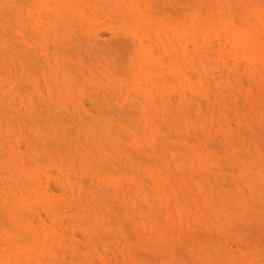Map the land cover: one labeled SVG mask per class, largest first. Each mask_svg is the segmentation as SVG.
<instances>
[{"label": "rangeland", "instance_id": "1", "mask_svg": "<svg viewBox=\"0 0 264 264\" xmlns=\"http://www.w3.org/2000/svg\"><path fill=\"white\" fill-rule=\"evenodd\" d=\"M0 264H264V0H0Z\"/></svg>", "mask_w": 264, "mask_h": 264}]
</instances>
